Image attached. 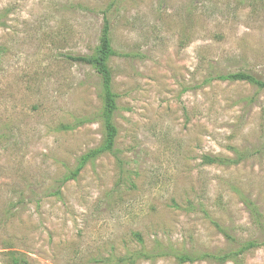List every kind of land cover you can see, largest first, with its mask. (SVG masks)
<instances>
[{
	"label": "rangeland",
	"instance_id": "obj_1",
	"mask_svg": "<svg viewBox=\"0 0 264 264\" xmlns=\"http://www.w3.org/2000/svg\"><path fill=\"white\" fill-rule=\"evenodd\" d=\"M105 15L125 177L107 152L62 184L104 138L100 76L67 55ZM237 71L264 79V0H0V264H220L177 254L249 239L264 264V89L213 78Z\"/></svg>",
	"mask_w": 264,
	"mask_h": 264
},
{
	"label": "trees",
	"instance_id": "obj_2",
	"mask_svg": "<svg viewBox=\"0 0 264 264\" xmlns=\"http://www.w3.org/2000/svg\"><path fill=\"white\" fill-rule=\"evenodd\" d=\"M118 55V52L113 47L112 40V27L111 21L107 15L104 17V22L101 28V32L99 35V44L96 47V50L92 54H79V55H67V57L76 62L82 64H88L92 66L101 80V98H102V112L100 114L102 122L104 124V138L100 146L90 149L86 153L82 154L78 160L77 167L72 170L70 173L66 174L61 182L62 184L66 183L71 179H75L78 177L81 170L90 162H94L97 158L102 156L105 153H112L119 160L121 167V180L125 177L124 171V162L119 157L120 150L116 147L117 139H118V128L114 121L115 113L118 109V101H117V93L113 90V74L110 67V60L112 57ZM214 79L218 80H230V81H248L254 85H256L259 89H264V79L261 77L252 74L250 72L245 71H237L230 73H218L214 77ZM87 119H82L79 123L85 122ZM74 125H68L67 128H73ZM240 159V158H239ZM239 159H227L223 157L216 156H206L205 161L207 163H218V164H230L237 163ZM244 201L247 207L250 209L251 213L257 220L259 226L264 229V224L261 221V215L258 211L257 205L250 199L244 198ZM224 231V230H223ZM227 237L231 240L234 238L224 231ZM135 235L141 239L139 233H135ZM259 243L256 240L249 239L239 243L240 249L237 252L227 253L224 256L217 257L216 255H211V253H201L200 255H193L191 253H180L177 254V258L181 263L186 261H193L199 258H213L218 260L220 258L219 263L221 264L225 257L231 256V258L235 261L236 264H243L241 259L239 258L240 254L245 252L246 250L252 249L258 246ZM17 264V263H14Z\"/></svg>",
	"mask_w": 264,
	"mask_h": 264
}]
</instances>
